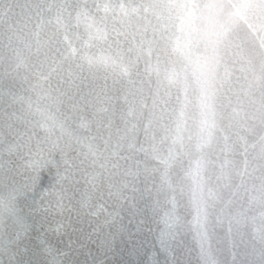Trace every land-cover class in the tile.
<instances>
[{"label":"water","instance_id":"95a60500","mask_svg":"<svg viewBox=\"0 0 264 264\" xmlns=\"http://www.w3.org/2000/svg\"><path fill=\"white\" fill-rule=\"evenodd\" d=\"M0 264H264V0H0Z\"/></svg>","mask_w":264,"mask_h":264}]
</instances>
